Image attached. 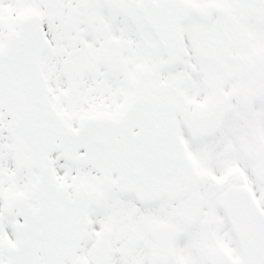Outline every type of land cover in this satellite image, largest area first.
Masks as SVG:
<instances>
[{"label":"snow or ice","instance_id":"obj_1","mask_svg":"<svg viewBox=\"0 0 264 264\" xmlns=\"http://www.w3.org/2000/svg\"><path fill=\"white\" fill-rule=\"evenodd\" d=\"M0 264H264V0H0Z\"/></svg>","mask_w":264,"mask_h":264}]
</instances>
